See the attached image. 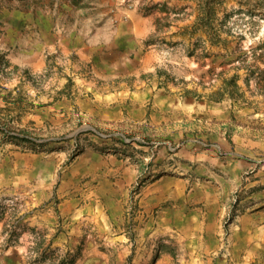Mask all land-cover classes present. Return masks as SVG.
I'll list each match as a JSON object with an SVG mask.
<instances>
[{
  "label": "rangeland",
  "instance_id": "374dc122",
  "mask_svg": "<svg viewBox=\"0 0 264 264\" xmlns=\"http://www.w3.org/2000/svg\"><path fill=\"white\" fill-rule=\"evenodd\" d=\"M7 250L264 264V0H0Z\"/></svg>",
  "mask_w": 264,
  "mask_h": 264
},
{
  "label": "crops",
  "instance_id": "0c3cea01",
  "mask_svg": "<svg viewBox=\"0 0 264 264\" xmlns=\"http://www.w3.org/2000/svg\"><path fill=\"white\" fill-rule=\"evenodd\" d=\"M15 250H7L5 252H3L0 256V264H19V256L20 254L18 252H14ZM15 258V262L14 259ZM93 257H91L90 259H92ZM95 259H98V257H95ZM87 259H83V261H81L79 264H88ZM17 262V263H16Z\"/></svg>",
  "mask_w": 264,
  "mask_h": 264
}]
</instances>
